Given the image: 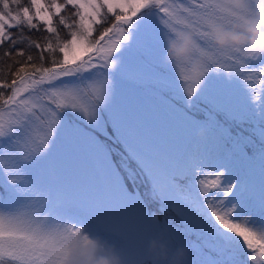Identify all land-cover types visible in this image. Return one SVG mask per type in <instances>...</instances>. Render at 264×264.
I'll return each instance as SVG.
<instances>
[{
	"label": "snow or ice",
	"instance_id": "6c2138e0",
	"mask_svg": "<svg viewBox=\"0 0 264 264\" xmlns=\"http://www.w3.org/2000/svg\"><path fill=\"white\" fill-rule=\"evenodd\" d=\"M67 6L75 9L71 24L59 15ZM101 8L107 13L119 10L117 23L93 41L89 37L93 24L101 22ZM54 15L58 25L69 29L70 40L61 41ZM206 18L220 19L215 0H65L63 4L52 0L48 6L43 0H29V6L21 0H0V46L8 42L9 48L17 44L36 48L41 62L40 67L29 63L34 57L28 55L25 63L31 72L21 66L14 74L18 79L10 84L0 80V89H11L6 98L0 90V264H77L94 244L114 246L124 264H149L147 244L154 237L144 230L149 225L159 230L155 237L165 236L171 247L187 244L189 233L203 237V246L191 245L199 253V264H264V147L257 150V181L246 168L250 158L239 141L229 152L199 144L195 149L190 145L177 149L133 121L139 129L138 149L129 150L152 180L161 203L176 206L185 231L172 227L165 233L166 225L155 221L115 173L111 190L71 198L43 174L49 146L60 138L70 112L99 127L102 113L114 108L117 90L127 79L130 52H150L152 39L165 47L177 28L193 26L200 29V42L209 45ZM25 28L43 30L52 38L42 37V44L25 35ZM113 29L118 38L101 44ZM24 54L25 49H16V55ZM46 59L50 67L43 66ZM226 66L238 71L225 76ZM86 72L93 73L92 79L84 80ZM209 73L197 98L227 120L256 124L254 131L264 140V58L253 60L241 52L229 58L217 56ZM152 77L161 92L186 97L188 106H193L197 92L180 91L178 72L164 54L153 65ZM245 143L252 144L247 139ZM95 147L106 160L103 147ZM186 264L197 262L189 255Z\"/></svg>",
	"mask_w": 264,
	"mask_h": 264
},
{
	"label": "rangeland",
	"instance_id": "374dc122",
	"mask_svg": "<svg viewBox=\"0 0 264 264\" xmlns=\"http://www.w3.org/2000/svg\"><path fill=\"white\" fill-rule=\"evenodd\" d=\"M62 3H65V0H62ZM115 14H119V10H116L115 13H107L104 8H101L98 15L101 22L93 24V32L89 39L94 41L104 28L116 24ZM75 18L78 21L79 17ZM157 23L159 27H164V25L159 24V21ZM117 26L122 27V25ZM117 38L115 29H113V32L106 35L101 44L106 45L108 41ZM70 39L71 36L68 40ZM149 44L151 46L150 52L133 50L128 54L126 58L127 79L121 83L117 90V100L114 108L105 111L108 113L112 125L117 127L115 132L119 140L124 143L125 149L131 154L133 153L130 152V147L138 149L137 135L139 129L133 126V121H136L143 126L145 131H150L154 136H158L166 146H173L178 149L190 145L195 149L199 144L201 147L205 145L209 149L219 147L225 152H229L227 144L223 143L218 133L211 128V124L206 119L195 117L185 105H182L171 96L170 93L175 94L174 92L170 91V93L165 92L162 94L159 91V87L153 82L152 71L153 65L164 54V47L156 39L150 40ZM87 55L84 56V59H87ZM60 59H63L62 53ZM228 71L238 70L229 69L226 66L225 76H227ZM216 75H219V73H216ZM92 77L93 73L91 72L83 74L85 81L92 79ZM15 79H18V77ZM177 83L180 91L183 92L184 87L178 77ZM207 83L208 80L201 89ZM201 89L197 91L196 95L200 94ZM10 93L11 89L9 90ZM177 97L182 99L180 96ZM182 100L186 101V97ZM192 121L196 123H192ZM104 132H107V129L103 113L101 124L96 127L89 125L87 119L81 118L79 113L70 112L67 116L66 127L60 138L56 140L54 147L49 146L50 155L47 156L43 173L47 181L69 198L82 193L96 194L111 190L114 179L113 173L120 178V183L124 187L122 174L115 166L114 159L111 158V151H108L104 145ZM97 144L102 146L107 153L106 160L96 149L95 145ZM246 155L250 158L246 163V168L249 174L258 181L260 175L259 156L257 153L249 155L247 151ZM135 161L138 165L140 164L137 158ZM151 183L154 189L152 180ZM0 193H2V189H0ZM132 196L139 195L134 194ZM171 206L176 208L174 204ZM158 224L166 225L163 228L165 233L172 227L181 231L186 229V225L181 222L179 215L177 213L176 215L173 214L170 210H165V217ZM144 230L148 235L154 237L159 235V230L155 226H146ZM186 239L188 243L184 246L188 249L192 259L197 260V264H199V253L191 245L199 244L203 246L204 238L198 237L195 233H189ZM204 251L208 252L209 250L204 248ZM245 251L248 250L245 248ZM212 255H215V253Z\"/></svg>",
	"mask_w": 264,
	"mask_h": 264
},
{
	"label": "clouds",
	"instance_id": "9594fccd",
	"mask_svg": "<svg viewBox=\"0 0 264 264\" xmlns=\"http://www.w3.org/2000/svg\"><path fill=\"white\" fill-rule=\"evenodd\" d=\"M217 16L203 21L209 45L198 39L196 26L177 28L166 39L164 58L178 72L183 87L193 93L209 76V64L217 57L235 53L259 60L264 58V0H215ZM149 264H186L185 246L171 247L165 236L153 237L147 244ZM77 264H124L120 252L110 245L94 244L79 257Z\"/></svg>",
	"mask_w": 264,
	"mask_h": 264
},
{
	"label": "trees",
	"instance_id": "16d2710c",
	"mask_svg": "<svg viewBox=\"0 0 264 264\" xmlns=\"http://www.w3.org/2000/svg\"><path fill=\"white\" fill-rule=\"evenodd\" d=\"M57 3L63 4L62 0H56ZM21 3L29 6V0H21ZM45 6H48L52 3V0H43ZM105 11L106 8H104ZM49 11H54V9L49 8ZM75 9L72 6H67L65 9H61L59 15L65 16L66 22L71 24L73 17L72 13ZM58 16H53L54 26L58 27L60 32L61 41L68 40L70 35H67L69 29L64 28L62 25H58ZM76 19V18H75ZM11 32L15 35L18 34V29L12 28ZM24 34L30 36L33 40H40L43 44L42 37L52 38L51 34L44 32L43 30H28L24 29ZM55 47V43H53ZM25 49L24 56L16 55V49ZM6 51L12 52L11 56H6L4 53ZM39 51L36 48H25L24 44H17L15 48H9L8 42H5L3 46H0V80L11 83L13 79L16 78L14 75L17 70L24 66L25 71L31 72V68L28 67V64L25 63L27 56L32 55L34 57L32 62L35 63L37 67L41 66V62L37 59L39 56ZM50 54L45 53V56L48 57ZM57 56L60 59L61 53L57 52ZM44 67H50L51 65L45 60ZM23 74V73H21ZM4 92L5 98L9 95L10 89H0ZM160 91V90H159ZM161 92V91H160ZM170 91H164L165 93ZM173 98L179 101L182 105H185L189 111L198 118L206 119L211 124V128L218 133L219 138L221 136L224 138L221 139L223 143L227 144L228 151L233 149L237 141L240 142V146L243 147L244 153L249 152L253 149L252 145H255V149L258 147H264V140L261 139L258 132H255L254 129L257 128V125L254 123H243L237 124L231 120L225 119L222 114L216 113L212 110L211 105L205 103L203 98L198 99L199 95H194L192 97L193 106L189 107L187 101L180 99L175 94L170 93ZM105 116V125L107 132H104L103 139H105L104 145L108 151H111V158L114 159V164L122 174L124 180V187L126 191L132 195L138 194V198L142 200L145 204L147 212L154 217L155 221L162 222L165 217V210H170L173 214L176 215V208L170 204H162L158 191H154L151 183V179L146 174L144 168L138 163L135 156L129 153L125 147L124 143L119 140L118 135L116 134V126L114 127L110 122L108 113L103 112ZM228 135V137H226ZM250 140L252 144H246L245 140ZM247 156V155H246ZM248 157V156H247ZM135 158V159H134ZM180 184H186L187 180H177ZM197 262V260H195Z\"/></svg>",
	"mask_w": 264,
	"mask_h": 264
}]
</instances>
